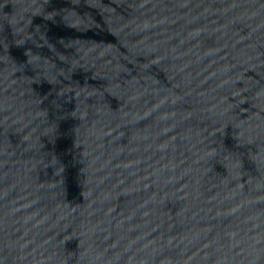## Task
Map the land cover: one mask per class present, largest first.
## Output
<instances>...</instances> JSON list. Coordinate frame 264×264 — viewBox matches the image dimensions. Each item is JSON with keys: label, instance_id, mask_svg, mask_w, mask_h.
Here are the masks:
<instances>
[{"label": "water", "instance_id": "1", "mask_svg": "<svg viewBox=\"0 0 264 264\" xmlns=\"http://www.w3.org/2000/svg\"><path fill=\"white\" fill-rule=\"evenodd\" d=\"M0 264H264V0H0Z\"/></svg>", "mask_w": 264, "mask_h": 264}]
</instances>
